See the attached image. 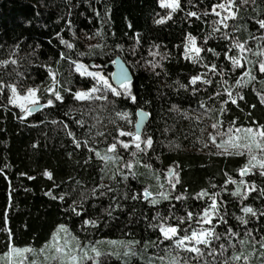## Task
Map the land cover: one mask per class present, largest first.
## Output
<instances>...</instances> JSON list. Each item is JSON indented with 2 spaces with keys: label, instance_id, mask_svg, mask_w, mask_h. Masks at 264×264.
I'll list each match as a JSON object with an SVG mask.
<instances>
[{
  "label": "trees",
  "instance_id": "obj_1",
  "mask_svg": "<svg viewBox=\"0 0 264 264\" xmlns=\"http://www.w3.org/2000/svg\"><path fill=\"white\" fill-rule=\"evenodd\" d=\"M159 1L0 0V264L14 249L61 264L62 232L80 264H264V168L244 170L264 154V0H232L233 16L213 12L225 0ZM117 56L132 73L121 95L75 69L110 75ZM28 89L32 114L11 103ZM249 128L261 147H233Z\"/></svg>",
  "mask_w": 264,
  "mask_h": 264
},
{
  "label": "rangeland",
  "instance_id": "obj_2",
  "mask_svg": "<svg viewBox=\"0 0 264 264\" xmlns=\"http://www.w3.org/2000/svg\"><path fill=\"white\" fill-rule=\"evenodd\" d=\"M160 5L161 6H165V7H168L167 6V3H165V5H162L161 4V0L159 1ZM221 4H224V7L221 8L219 5ZM219 5H215L213 7V12L215 14H218V15H221L220 12L223 11V12H227L229 13V16H233V12H232V6L231 4L225 0L223 3H221ZM172 10H176L177 7L175 9L171 8V7H168ZM194 45L196 48H198L195 44V41H194ZM199 53H196L193 51V42L190 40V36L188 37V40H187V43H186V46H185V49H184V57L185 58H188L190 60H193V59H196L198 57ZM237 63H240L241 60L238 58L236 60ZM82 65L83 67L80 69V71H77V65ZM75 69L76 71L82 75V76H89V77H93L96 79V82L104 87L105 89L107 90H110L112 93H114L110 88H107L104 86L103 82H100L99 81V77L98 76H92V75H86L84 74L85 72H90V73H100L101 75H103L109 82V84H111L112 88H115L117 89V91H119V87H115L112 83H111V78H110V75L106 74L104 72V70L102 68H100L99 66H89L88 64L86 63H77L75 65ZM28 93V92H27ZM27 93L25 95H27ZM115 94V93H114ZM35 95L37 96V93L35 91ZM22 96V95H21ZM24 96V95H23ZM21 103H24L23 101H18L17 104L18 106H20ZM40 103V100L38 99V102L37 104ZM30 104H27L25 103V109L26 108H29ZM23 109V110H25ZM135 130H133L131 133L134 137V133ZM255 136V135H254ZM254 136L253 134L251 133H248L246 131H244L243 133L240 132L239 134H236V144H239V145H249V147H236V148H241V149H244V150H247V151H251V150H257V145L254 141ZM259 160H264V154L262 155H257V153H254L252 155V159H251V165L250 167H245L244 170L247 171V170H250L251 168H254V167H260V165L257 163V161ZM51 247L53 249V251L55 252L56 255L59 256L60 260L62 261H65L66 263L68 264H71L70 260H69V257H72V256H75V257H79L80 259L86 257L84 255L85 252H87L85 250L84 247H81V246H72V243L70 242V240L67 238V235L66 233L62 232L60 234H58L55 239L53 240V242L51 243ZM57 247H60L63 249V252H56V248ZM27 250L25 251V249H21L20 252H16V251H11L8 258H9V261H10V264H27L26 262V255H27ZM89 254L87 253V256ZM48 257H46L47 259ZM37 263L36 261H33L31 262V264H35ZM43 264H49V263H43Z\"/></svg>",
  "mask_w": 264,
  "mask_h": 264
},
{
  "label": "snow or ice",
  "instance_id": "obj_3",
  "mask_svg": "<svg viewBox=\"0 0 264 264\" xmlns=\"http://www.w3.org/2000/svg\"><path fill=\"white\" fill-rule=\"evenodd\" d=\"M228 2L231 4L232 0H228ZM165 3H167L168 7H171L173 9H175L176 7L179 6L178 0H161V4L162 5H165ZM219 6L221 8H223L224 4H221ZM192 15H195V13H192ZM233 15H234V13H233ZM157 22L159 23L161 21H157ZM259 24L261 25V27H264V20H260ZM190 40L193 42V51L196 52V53H199L200 49L196 48L195 45H194L195 38L194 37H190ZM69 47H72V45H69ZM237 47L242 48L243 45H237ZM233 62L235 63V59L234 58H233ZM82 67H83L82 65L78 64L77 65V71H80V69ZM260 70L262 72H264V63L261 64ZM84 74L92 75V76H98L99 77V81L103 82L105 87L110 88L116 95H121V93L119 91H117V89L112 88V86H111V84H109L108 80L103 75H101L100 73L85 72ZM116 76H117V80L120 81V87H122L125 90V92H128L129 91V80H128L127 76L122 74V73L121 74H116ZM197 79H199V77H193L192 78L193 82H195ZM49 91H52V89H49ZM95 91H97L96 88L89 89V92H95ZM13 92L15 93V88H13ZM129 95H130V93H129ZM87 96H88V92H83V91L76 92V97L79 98V99H85ZM55 97H56V99H62V97H61L59 92H55ZM38 99L39 98L35 95V89H28L27 95H24V96L17 95L16 98L11 100V103H17L18 101H23L24 103H21L20 107L22 109H25V103L30 104V105H36L37 102H38ZM132 99L134 100L135 97H132ZM262 102H264V101H262ZM47 103L48 104H52L53 100L49 99L47 101ZM25 111L27 113V112L31 111V108H26ZM118 115H120V114H118ZM213 127H215V125H213ZM245 131L248 132V133H253V129H251V128L245 129ZM69 134L71 135V133H69ZM128 135H132V133H128ZM258 135L260 137H264V130L260 131L258 133ZM135 137H136L137 140H139L140 139V134L137 132L135 134ZM253 142H256V141H253ZM148 143L149 144L151 143L150 138L148 140ZM256 143H257V147H261L259 142H256ZM232 146L233 147H249V145H239V144H233ZM111 147L115 148V145H112ZM125 147H127V145H125ZM137 147H139V144H137ZM257 163L260 165L261 168H264V160H259V161H257ZM45 175L50 176L51 173L46 172ZM177 199H179V197H177ZM213 207H215V201H213ZM243 211L246 212V213H252L253 212V210L250 207H245L243 209ZM253 214H255V213H253ZM189 215H191V214H189ZM244 222L247 223V221H244ZM85 223H94V221H85ZM63 227L64 226L61 225V228H63ZM160 231L163 233V235L166 238H169V237L174 236L177 233V228L173 227V226H165V225L161 224ZM191 238H195L196 243H200L201 241H203L204 243H207V240L205 239V233H203V232H201L200 234H197V233L193 232ZM188 239H190V237H188V236L183 237V240H188ZM177 244H179L181 246H184L182 240H178ZM14 251L20 252L21 250L20 249H14ZM93 251L96 253L97 256L100 255V253L96 249H93ZM192 251L199 252L200 249L196 248V247H193ZM56 252H58V253L59 252H63V249L60 248V247H57L56 248ZM84 255L87 256V252H85ZM52 258L56 259L57 257L53 256ZM245 259H247V257H245ZM69 260H70L71 264H80V258L79 257L72 256V257H69ZM61 264H64L63 260L61 261Z\"/></svg>",
  "mask_w": 264,
  "mask_h": 264
},
{
  "label": "water",
  "instance_id": "obj_4",
  "mask_svg": "<svg viewBox=\"0 0 264 264\" xmlns=\"http://www.w3.org/2000/svg\"><path fill=\"white\" fill-rule=\"evenodd\" d=\"M89 66H93V63H90ZM110 66L112 67V71L110 74V78H111V83L115 86V87H120V81L117 80V76L116 74H124L127 76L129 83L132 81V73L131 70L129 69V67L127 66V64L121 59V57L117 56L114 58V60L110 63ZM42 104L38 103L36 105H32L29 108H31V111H29L28 113H34L36 111H38L39 109H41ZM149 120V113L142 110V109H138L137 110V117H136V121L134 124V129H135V134L138 132L140 135L146 125V123Z\"/></svg>",
  "mask_w": 264,
  "mask_h": 264
}]
</instances>
